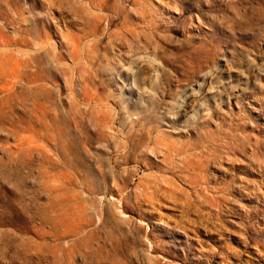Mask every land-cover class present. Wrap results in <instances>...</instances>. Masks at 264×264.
Wrapping results in <instances>:
<instances>
[{"label":"rangeland","instance_id":"rangeland-1","mask_svg":"<svg viewBox=\"0 0 264 264\" xmlns=\"http://www.w3.org/2000/svg\"><path fill=\"white\" fill-rule=\"evenodd\" d=\"M0 264H264V0H0Z\"/></svg>","mask_w":264,"mask_h":264},{"label":"bare ground","instance_id":"bare-ground-1","mask_svg":"<svg viewBox=\"0 0 264 264\" xmlns=\"http://www.w3.org/2000/svg\"><path fill=\"white\" fill-rule=\"evenodd\" d=\"M222 67L219 68L218 70H212L211 72H206V73H201L198 75V77L196 78L195 82L192 84H189L186 86L185 91L183 92V94L181 95V101H179V105H178V110H184L187 107H190L192 105H198V107H203L202 103L200 102L199 104L196 103L194 104V100L197 96H199V98L203 97L204 95H206L208 88L214 84V83H218L222 77ZM238 91H233V92H229L227 94V98L232 97V95H237ZM178 104V103H177ZM165 115V114H164Z\"/></svg>","mask_w":264,"mask_h":264}]
</instances>
